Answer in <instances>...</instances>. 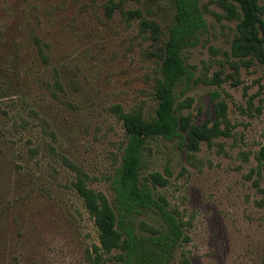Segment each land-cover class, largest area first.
<instances>
[{"label":"rangeland","instance_id":"rangeland-1","mask_svg":"<svg viewBox=\"0 0 264 264\" xmlns=\"http://www.w3.org/2000/svg\"><path fill=\"white\" fill-rule=\"evenodd\" d=\"M201 4L207 29L184 52L195 79L176 89L177 102H190L182 113L202 125L224 101L231 135L194 158L179 139H153L143 176L168 178L156 191L182 223L167 264H264V66L232 57L239 21L220 0ZM137 10L165 33L175 23V0H0V264H92L98 234L68 162L114 204L127 137L111 109L153 118L158 106L160 60L128 16ZM216 73L220 86L210 82ZM141 222L164 223L150 211Z\"/></svg>","mask_w":264,"mask_h":264},{"label":"trees","instance_id":"trees-1","mask_svg":"<svg viewBox=\"0 0 264 264\" xmlns=\"http://www.w3.org/2000/svg\"><path fill=\"white\" fill-rule=\"evenodd\" d=\"M175 3V23L168 33L156 21L143 18L138 10L128 13L130 18L140 19L141 31L149 34L156 46L160 70L154 96L158 106L153 118H146L138 110L125 111L120 105L111 109L122 122L127 137L121 165L113 178L114 204L103 192L89 186V177L84 171L68 162L76 172L73 189L83 201L98 234L99 244L93 246L89 255L92 264H104L107 260L114 264H167L184 234L182 223L169 211L166 198L156 191L157 187L168 185V178L159 172L143 176L147 144L157 138L179 139L188 157L194 158L203 143L211 146L216 139L231 135L224 101L216 103V119L212 124L202 125L196 124L191 115L182 113L191 106L190 102L186 106L178 105L176 89L183 84L189 88L195 79L184 52L198 45L207 22L201 0H175ZM220 4L228 19L239 21L231 45L232 57L246 60L248 65L256 59L264 66V9L260 0H220ZM117 7L118 4L110 3L109 17ZM224 81L221 73H216L210 82L220 86ZM219 98L220 94L215 92L213 100ZM257 160L264 167V147ZM148 211L160 215L164 222L160 228L147 222L135 223L137 216ZM188 263L185 260L184 264Z\"/></svg>","mask_w":264,"mask_h":264}]
</instances>
